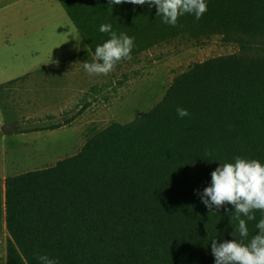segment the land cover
<instances>
[{"label":"trees","instance_id":"1","mask_svg":"<svg viewBox=\"0 0 264 264\" xmlns=\"http://www.w3.org/2000/svg\"><path fill=\"white\" fill-rule=\"evenodd\" d=\"M58 1L88 46L79 57L90 62L110 38L99 31L106 23L135 38L131 59L180 37L220 36L237 52L190 65L152 109L96 131L75 155L7 177L6 264H42V255L58 264H214L211 241L234 239L238 217L230 204L210 210L200 193L220 163L240 156L264 164V0H206L199 20L185 14L175 27L147 3ZM253 215L245 243L264 218Z\"/></svg>","mask_w":264,"mask_h":264},{"label":"rangeland","instance_id":"2","mask_svg":"<svg viewBox=\"0 0 264 264\" xmlns=\"http://www.w3.org/2000/svg\"><path fill=\"white\" fill-rule=\"evenodd\" d=\"M2 3L0 127L70 122L38 132L0 130V200L7 177L75 155L96 131L114 122L128 123L152 109L173 78L190 65L237 52L220 36L198 41L180 37L116 66L108 75L89 74L83 64L90 61L79 57L88 46L58 0ZM7 237L0 210V264H6Z\"/></svg>","mask_w":264,"mask_h":264},{"label":"clouds","instance_id":"3","mask_svg":"<svg viewBox=\"0 0 264 264\" xmlns=\"http://www.w3.org/2000/svg\"><path fill=\"white\" fill-rule=\"evenodd\" d=\"M123 3L154 5L157 16H162L163 22L173 27L177 25L180 16L193 14L199 20L208 10L206 0H109V5ZM99 31L110 33V38L95 48L93 61L84 62L83 67L89 74L108 75L118 62L131 59L135 38L126 33L118 35L112 30V25L107 23L100 25ZM177 114L183 118L189 112L178 108ZM200 197L210 210L213 206L219 209L225 204L232 205L234 214L238 217V227L232 233L234 239L222 243H218L216 239L211 241L214 264H264V218L256 224L258 233L245 243L249 236L247 221L255 219V210L264 212V164L258 159L240 156L235 157L234 162L220 163L211 172V183L203 189ZM241 215L247 220L239 218ZM234 232L241 239L237 240ZM38 259L42 264H58L56 259L47 255Z\"/></svg>","mask_w":264,"mask_h":264},{"label":"water","instance_id":"4","mask_svg":"<svg viewBox=\"0 0 264 264\" xmlns=\"http://www.w3.org/2000/svg\"><path fill=\"white\" fill-rule=\"evenodd\" d=\"M18 129V126L16 124L13 123H5L0 127V130L2 133H7L10 131H15Z\"/></svg>","mask_w":264,"mask_h":264},{"label":"crops","instance_id":"5","mask_svg":"<svg viewBox=\"0 0 264 264\" xmlns=\"http://www.w3.org/2000/svg\"><path fill=\"white\" fill-rule=\"evenodd\" d=\"M2 0H0V6H2ZM22 77H25V75L24 76H22ZM13 80H15V79H13ZM10 81H12V80H10ZM9 82V81H8Z\"/></svg>","mask_w":264,"mask_h":264}]
</instances>
